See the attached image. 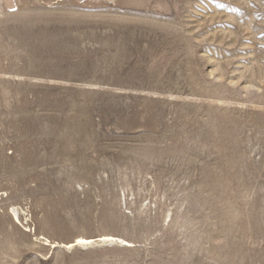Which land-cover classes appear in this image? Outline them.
<instances>
[{"label": "rangeland", "instance_id": "374dc122", "mask_svg": "<svg viewBox=\"0 0 264 264\" xmlns=\"http://www.w3.org/2000/svg\"><path fill=\"white\" fill-rule=\"evenodd\" d=\"M0 264H264V0H0Z\"/></svg>", "mask_w": 264, "mask_h": 264}, {"label": "bare ground", "instance_id": "6f19581e", "mask_svg": "<svg viewBox=\"0 0 264 264\" xmlns=\"http://www.w3.org/2000/svg\"><path fill=\"white\" fill-rule=\"evenodd\" d=\"M103 239H105L106 241L107 240H110V239H112V238H103ZM103 239H102V241H103ZM119 241V240H118ZM81 242H82V244L85 242V240H80V244H81ZM89 242V241H88ZM76 243H78L79 244V241L78 242H76ZM123 243V242H122ZM125 245H130V244H126V243H124ZM70 246V245H69Z\"/></svg>", "mask_w": 264, "mask_h": 264}]
</instances>
